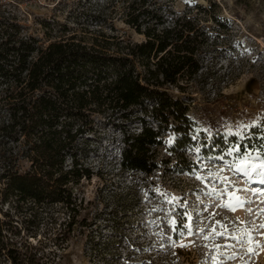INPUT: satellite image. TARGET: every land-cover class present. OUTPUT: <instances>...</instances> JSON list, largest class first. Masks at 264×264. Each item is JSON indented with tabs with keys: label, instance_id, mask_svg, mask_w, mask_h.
I'll use <instances>...</instances> for the list:
<instances>
[{
	"label": "rangeland",
	"instance_id": "rangeland-1",
	"mask_svg": "<svg viewBox=\"0 0 264 264\" xmlns=\"http://www.w3.org/2000/svg\"><path fill=\"white\" fill-rule=\"evenodd\" d=\"M137 1L0 0V32L17 24L21 35L45 44L108 38L114 52L117 43L145 39L125 22ZM143 8L161 19L159 30L182 18L201 32L196 72L180 78L178 88L167 86L189 105L190 141L182 138L180 146L167 130L152 149L156 168L126 169L123 138L141 123L95 116L78 139L92 176L77 186L75 207L26 202L14 209L2 199L0 183V216L8 213L16 226L10 236L26 251L23 264H264V182L252 171L264 163V2L145 0ZM3 107L0 102V124ZM6 136L0 130V174L4 166L26 171L22 145ZM235 197L243 203L234 210L222 206Z\"/></svg>",
	"mask_w": 264,
	"mask_h": 264
},
{
	"label": "trees",
	"instance_id": "trees-1",
	"mask_svg": "<svg viewBox=\"0 0 264 264\" xmlns=\"http://www.w3.org/2000/svg\"><path fill=\"white\" fill-rule=\"evenodd\" d=\"M144 1L129 6L125 22L145 39L117 43L120 48L114 52L108 51V38L86 45L69 36L49 38L45 44L21 35L17 24L0 32V102L5 109L0 130L22 145L29 161L24 172L14 166L1 170L2 199L14 209L26 202L75 207L77 186L92 176L78 139L91 129L95 116L141 123L138 131L123 138L120 164L126 169L156 168L152 149L167 130L178 135L175 142L180 146L190 141L194 123L189 105L167 86L178 88L180 78L196 72L201 32L182 18L159 30L163 22L141 9ZM211 19L225 27V19L216 14ZM182 138L186 141L180 142ZM8 216H0V260L23 264L28 257L10 236L16 226ZM25 247L33 246L27 242Z\"/></svg>",
	"mask_w": 264,
	"mask_h": 264
},
{
	"label": "snow or ice",
	"instance_id": "snow-or-ice-1",
	"mask_svg": "<svg viewBox=\"0 0 264 264\" xmlns=\"http://www.w3.org/2000/svg\"><path fill=\"white\" fill-rule=\"evenodd\" d=\"M262 151H264V149H262ZM245 157L250 159V155L247 154V153H245ZM260 158H261L262 161H264V156H261ZM237 170L238 171H245V169L240 167L239 165L237 166ZM252 171H255L258 175H260L262 177V181L261 182H264V163H261L258 166H252ZM245 174L246 175H250L249 172H245ZM234 200H235V203H233V204H225V205H222V206L230 207V208H232L234 210V208L236 206L241 205L243 203V201L240 200L239 197H235ZM261 227H264V225H261ZM206 239H207V237H206Z\"/></svg>",
	"mask_w": 264,
	"mask_h": 264
}]
</instances>
